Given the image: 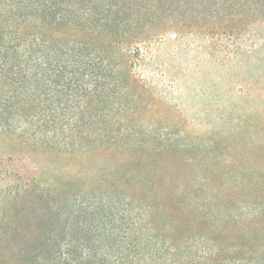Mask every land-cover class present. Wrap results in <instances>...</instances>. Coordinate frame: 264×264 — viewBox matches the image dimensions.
Wrapping results in <instances>:
<instances>
[{"label":"rangeland","instance_id":"obj_1","mask_svg":"<svg viewBox=\"0 0 264 264\" xmlns=\"http://www.w3.org/2000/svg\"><path fill=\"white\" fill-rule=\"evenodd\" d=\"M118 3L131 12L142 7L155 13L149 11L144 20L151 29L144 38L126 42L134 49L132 72L146 90L136 124L144 144L132 151V162L142 179L154 183L134 192L140 200L135 203L192 210L177 216L188 223V235L213 239L225 248L227 259L235 247L240 257L247 238L264 237V220L248 212L264 203V0ZM126 10L120 13L123 21L130 18ZM126 146L60 157L30 152L34 147L23 153L17 144L1 141L0 212L6 189L21 174L44 189L64 188L56 199L35 194L19 202L25 205L18 211L30 221L59 216L70 223L90 222L109 209L113 219L124 189L102 184V179L120 178L126 171ZM9 172L14 174L8 177ZM97 206L100 215L94 213ZM72 234L79 240L92 233Z\"/></svg>","mask_w":264,"mask_h":264},{"label":"trees","instance_id":"obj_2","mask_svg":"<svg viewBox=\"0 0 264 264\" xmlns=\"http://www.w3.org/2000/svg\"><path fill=\"white\" fill-rule=\"evenodd\" d=\"M120 1L0 0V142L15 143L23 153L34 147L30 152L60 157L127 144L128 158L120 178L102 179L124 189L113 219L109 209L90 222L59 216L30 221L18 211L25 205L19 202L35 194L56 199L64 188L44 189L34 178L16 174L0 212V244L7 243L2 263L264 264V237L247 238L243 254L237 257L234 247L227 259L225 248L209 237L188 235V223L177 220L192 210L135 203L140 200L134 192L154 183L142 179L132 162V151L144 144L136 124L146 90L132 72L134 49L126 42L142 40L151 30L144 20L155 13L142 7L127 11ZM125 10L128 21L120 17ZM138 183L141 187L133 186ZM261 204L249 215L264 220ZM93 208L100 215L102 208ZM73 232L92 234L78 240Z\"/></svg>","mask_w":264,"mask_h":264}]
</instances>
